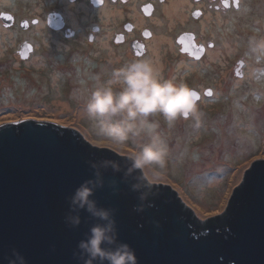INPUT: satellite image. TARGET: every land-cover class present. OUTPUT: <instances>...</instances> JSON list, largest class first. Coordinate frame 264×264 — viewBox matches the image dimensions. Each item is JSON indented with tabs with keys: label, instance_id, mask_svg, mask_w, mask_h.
<instances>
[{
	"label": "water",
	"instance_id": "1",
	"mask_svg": "<svg viewBox=\"0 0 264 264\" xmlns=\"http://www.w3.org/2000/svg\"><path fill=\"white\" fill-rule=\"evenodd\" d=\"M232 2L237 7V0ZM28 46L23 54L30 52ZM82 139L80 125L62 127L55 121L0 125V264H9L13 250L25 264H82L74 255L78 244L102 221L82 210L81 224L70 226L65 220L68 198L85 180L94 178L89 162L106 159L116 160L121 171L104 170L105 185L92 198L100 207L115 209L119 241L134 249L138 264H264L260 163L254 165L242 200L235 198L229 206L227 226L202 232L194 226H205H192L177 197L165 194V186L148 200L151 207L146 202L143 212L136 211L140 192L132 185L138 173L124 174L130 161L117 160L111 148L101 154L88 149Z\"/></svg>",
	"mask_w": 264,
	"mask_h": 264
},
{
	"label": "rangeland",
	"instance_id": "2",
	"mask_svg": "<svg viewBox=\"0 0 264 264\" xmlns=\"http://www.w3.org/2000/svg\"><path fill=\"white\" fill-rule=\"evenodd\" d=\"M239 5L243 8L238 16L230 18L221 12L220 28L213 24L206 28L205 39L221 41V53L211 52L221 59V75L235 60L244 58L248 59L249 69H254V74H260L264 70V60L253 57L247 47L250 36H264V0H239ZM72 25L77 30V37L72 41V55L61 45H48L47 50L46 39L34 37V42L41 43L42 47L36 54L42 53L47 59L39 60V56L29 62H21L11 56L12 53L18 54L17 40L20 36L14 33L0 35V125L8 121H55L62 127L80 125L84 140L90 146L97 149L111 148L116 154L127 152L126 148L115 150L97 138L92 121L83 111L82 101L76 98L77 93L86 92L91 88L93 77L101 75L103 79H107L113 67L104 63V59L94 61L92 58L86 38L88 27L78 25L77 22ZM167 28L166 23L162 22L159 32L166 34ZM24 46L22 45L21 52ZM161 53L163 60L169 58L166 55L174 54L172 44L165 36L161 43ZM176 61L178 63L174 64ZM176 61L171 59V62L166 63L159 71L163 77L174 76L179 82V78L183 77V72L186 71V63ZM61 100L68 101L70 105L67 116L65 113H59L56 102ZM218 101L216 106L220 109L211 108L209 112L204 111L206 115H203L200 127H196L191 120H181L168 129L162 118H158L171 148V157L160 177L158 189L165 186V194L176 196L183 214L190 217L194 225L205 226L207 221L215 218L224 220L230 206L228 200L239 182L241 170L262 156L258 154L259 147L256 142L250 141L244 145L243 141H237L241 138L238 136L241 133L239 118L230 114V119L225 120L221 112L230 109L231 104L229 102L225 105L221 99ZM221 103L224 104L223 107ZM236 121L238 123H235ZM260 149L264 150L261 147ZM118 156L124 157L122 154ZM115 158L121 160L117 156ZM155 191L150 193L152 197Z\"/></svg>",
	"mask_w": 264,
	"mask_h": 264
},
{
	"label": "flooded vegetation",
	"instance_id": "3",
	"mask_svg": "<svg viewBox=\"0 0 264 264\" xmlns=\"http://www.w3.org/2000/svg\"><path fill=\"white\" fill-rule=\"evenodd\" d=\"M242 8V5L235 7L233 2L225 0H0V35L14 33L20 36L18 54L12 53L11 56L21 62L39 56V60L47 59L42 53L36 54L42 47L41 43L34 42V37H44L47 50L48 45H61L72 55V41L77 37L72 23L76 25L77 22L88 27L86 38L94 61L104 59L110 67L121 66L132 59L149 58L153 61L157 55L163 58L161 43L163 36L168 38L174 54L166 55L169 58H164L165 66L171 59L186 63V71L179 82L186 83L196 92L203 114L216 108L219 99L225 105L230 102L231 108L221 115L227 121L230 114L239 118L241 133L238 136L241 138L237 141H243L244 145L250 141L258 144V154L262 156L241 170L239 182L228 200L232 205L235 198L242 200L253 177L254 165L260 163L264 167V150L260 149H264V70L254 74V69H249L248 59L244 58L235 60L221 75L218 70L221 61L210 57L211 52L221 53V41L205 38L207 26L213 24L220 28L221 12L233 18L242 12ZM162 22L168 27L166 34L159 32ZM22 45H29L30 52L23 54ZM230 212L229 207L226 213L230 215Z\"/></svg>",
	"mask_w": 264,
	"mask_h": 264
},
{
	"label": "clouds",
	"instance_id": "4",
	"mask_svg": "<svg viewBox=\"0 0 264 264\" xmlns=\"http://www.w3.org/2000/svg\"><path fill=\"white\" fill-rule=\"evenodd\" d=\"M249 53L264 60V36L248 38ZM94 83L86 92L77 93L83 111L92 121L97 138L130 161L125 176L138 173L133 191L140 192V204L136 211L143 212L149 195L157 190L160 177L167 168L171 148L161 130L164 125L171 129L178 121L191 120L196 127L203 121L196 92L186 83L174 77L165 78L149 58L132 59L110 70L107 79L93 77ZM95 170L94 178L85 180L69 199V213L65 217L70 226L82 222L80 212L87 211L102 223L95 224L86 238L78 244L74 254L82 264H138L134 249L119 241L115 209L98 206L93 199L95 192L105 185L104 170L121 171L116 160L106 159L89 162ZM151 207V203H147ZM9 264H25L15 250L8 258Z\"/></svg>",
	"mask_w": 264,
	"mask_h": 264
},
{
	"label": "trees",
	"instance_id": "5",
	"mask_svg": "<svg viewBox=\"0 0 264 264\" xmlns=\"http://www.w3.org/2000/svg\"><path fill=\"white\" fill-rule=\"evenodd\" d=\"M83 140V139H82ZM88 149H97V148H94V147H92V146H90L88 143H86L84 140H83V142H82ZM105 150L104 149H97V152L99 153V154H101L102 152H104ZM115 156H117L118 157V154H116L115 153ZM120 159H123L122 157H119ZM173 194H175V193H173ZM150 201H151V199H150ZM189 215H190V213H189ZM226 216H228V217H226ZM230 215H227V213L224 215V220L223 221H221L222 219H220V218H215V219H210L209 221H207L206 223H205V227H202V228H199L198 226H194V223L193 222H191V224H192V226H194L198 231H202V232H204V231H207V229H209V228H213V229H215V230H221V229H223L224 227H226L227 226V223H228V219L230 218L229 217Z\"/></svg>",
	"mask_w": 264,
	"mask_h": 264
},
{
	"label": "bare ground",
	"instance_id": "6",
	"mask_svg": "<svg viewBox=\"0 0 264 264\" xmlns=\"http://www.w3.org/2000/svg\"><path fill=\"white\" fill-rule=\"evenodd\" d=\"M235 27H237L236 25L237 24H233ZM239 27V26H238ZM237 27V28H238ZM214 53V52H213ZM213 53H211V58L212 59H216V60H220L221 61V59L220 58H217L216 56L217 55H215V54H213ZM153 63L157 66V68L159 69V70H161V69H163L164 67H165V61L160 57V55H157V57H156V59L155 60H153ZM218 70L221 72V66H218ZM170 77V76H169ZM56 105H58L57 107H58V109H59V113H65L66 114V116L68 115V112L67 111H69V109H70V105H69V103H68V101H66V100H61V101H59V102H56ZM218 106V105H217ZM217 106H216V109H217ZM71 113H72V111H70Z\"/></svg>",
	"mask_w": 264,
	"mask_h": 264
},
{
	"label": "snow or ice",
	"instance_id": "7",
	"mask_svg": "<svg viewBox=\"0 0 264 264\" xmlns=\"http://www.w3.org/2000/svg\"><path fill=\"white\" fill-rule=\"evenodd\" d=\"M237 6H239V0H237ZM208 95L211 96V95H212V92L209 91V92H208ZM197 98L199 99V96H198V95H197Z\"/></svg>",
	"mask_w": 264,
	"mask_h": 264
}]
</instances>
